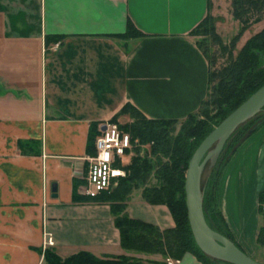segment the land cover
Here are the masks:
<instances>
[{
    "label": "crops",
    "instance_id": "1",
    "mask_svg": "<svg viewBox=\"0 0 264 264\" xmlns=\"http://www.w3.org/2000/svg\"><path fill=\"white\" fill-rule=\"evenodd\" d=\"M210 6L0 0V264H43L47 248L62 258L138 254L122 247L111 204L80 193L96 155L95 144L88 146L91 125L101 132L128 103L149 119L196 112L208 94L210 64L191 32ZM130 23L142 36H117ZM76 182L84 197L78 201ZM263 191L264 120L232 155L220 184L226 225L253 258ZM126 212L161 230L175 226L166 205L141 193L131 195ZM175 261L204 264L192 253Z\"/></svg>",
    "mask_w": 264,
    "mask_h": 264
},
{
    "label": "trees",
    "instance_id": "2",
    "mask_svg": "<svg viewBox=\"0 0 264 264\" xmlns=\"http://www.w3.org/2000/svg\"><path fill=\"white\" fill-rule=\"evenodd\" d=\"M231 5L234 18L241 24V31L262 20L264 0H231ZM196 34L203 36L204 39L213 38L224 51H233L241 33L232 38L230 46L224 44L216 31L213 18L208 14L191 32L192 36ZM128 35L142 36L131 23L127 32L117 36ZM197 44L208 59V48L200 40ZM213 80L217 82L212 84ZM263 85L264 28L253 34L239 52L229 58L228 64L220 72L217 74L209 72L207 97L202 101L199 109L190 113L185 119H149L128 103L111 120L119 123L123 130L130 132L133 141L135 139L143 142L152 141L151 153L145 156L136 154L124 166L126 176L121 178L118 185L111 191H104L95 198H86L111 204L115 225L120 231L121 245L124 249L144 254H161L164 257L163 260H151L146 263L133 256L98 257L88 251H80L62 258L53 248H47L43 254V264H169L166 262L167 258L179 260L186 253H192L204 264H233L212 260L197 245L188 218L185 174L191 157L203 139ZM123 114L129 115L131 121L121 124L118 117ZM263 120L264 114H261L234 132L214 164L209 185L204 190V213L208 224L234 242V237L220 209L222 175L239 145L258 128ZM180 122L181 127L177 130L176 124ZM97 128V124L91 125L89 148L95 144L100 133ZM153 178L156 182L152 183ZM78 186L79 182H76L74 192L76 201L84 198L78 194ZM136 188H142V197L146 202L166 205L175 221V226L161 230L152 223L131 217L121 201L126 200ZM259 211L260 226L257 232V244L260 251H263L264 191L259 196Z\"/></svg>",
    "mask_w": 264,
    "mask_h": 264
},
{
    "label": "water",
    "instance_id": "3",
    "mask_svg": "<svg viewBox=\"0 0 264 264\" xmlns=\"http://www.w3.org/2000/svg\"><path fill=\"white\" fill-rule=\"evenodd\" d=\"M264 108V85L224 118L200 143L189 161L185 179L188 218L194 239L208 256L233 264H264L244 252L234 241L214 230L203 210L201 175L206 162L214 165L236 128ZM105 129V126H103ZM216 145V149L212 147Z\"/></svg>",
    "mask_w": 264,
    "mask_h": 264
},
{
    "label": "rangeland",
    "instance_id": "4",
    "mask_svg": "<svg viewBox=\"0 0 264 264\" xmlns=\"http://www.w3.org/2000/svg\"><path fill=\"white\" fill-rule=\"evenodd\" d=\"M210 7H211L210 8V16L213 18L215 26H216V31L219 34V36L222 38L224 44L230 46V42H231L232 38L235 37L237 34L241 33L239 35V37L237 38V43H236V46L233 48V51H230V50L224 51L222 49L221 45L218 42L214 41L213 38H211V37H207V39H204V37L201 35L196 34L193 36L197 41L200 40L203 43V45L208 48V57H209L208 61L210 64V72L217 74L218 72H220L221 69H223L228 64L229 58L233 55H236L239 52V50L241 49V47L244 45V43L253 34L257 33L258 31H260L261 29L264 28V13L262 15L261 21L253 23L247 29H245L244 31H241V29H242L241 24L238 20H236L234 18L233 13H232L231 0H211V6ZM216 80H213L212 84L217 82ZM261 114H264V108L260 112H258L256 115H254L252 118H250L247 121H245L244 123L240 124L234 132H237V130L239 128H241L244 124H246L247 122H249L253 118L260 116ZM120 122H121V124H126L124 122V119H122ZM181 122L176 124L177 130L180 129ZM234 132L231 134V136L234 134ZM231 136L227 139V141L225 142V145L228 142V140L231 138ZM133 143H134L133 152H132V154H130L131 159L134 156H136V154L139 156L150 155L151 149L153 146L152 141L143 142L140 139H135L133 141ZM216 147L217 146L214 145L212 147V149H216ZM138 150H139V152H138ZM222 152H223V150H222ZM220 155H219V157H220ZM131 159H130V161H131ZM164 160H166V159H164ZM130 161H129L127 155L124 156V161H123L124 164H128ZM213 166L214 165L211 164L210 159H209L206 162L205 167L202 171L201 191H202L203 197H204V190L207 188V186L209 185V182H210V177H211V172H212ZM185 179H186V174H185ZM151 182L152 183L156 182L155 178H153ZM140 193L142 195V188L133 189V191L128 196V198L124 201H121V204L126 207L127 202L130 199L131 195L138 196V195H140ZM203 210H204V199H203ZM154 255H157V256L153 257ZM160 255L161 254H144V253L139 255V253H138V254L134 255L133 257H136V259H141L147 263L151 260H163L164 257L162 255H161L162 257H160ZM205 255H207V254H205ZM208 257L214 261H217V262L223 261V260H219L217 258H213L211 256H208ZM254 258L256 260L261 261V263H262V261L264 260V250L255 254ZM168 259L169 258L166 259L167 263H168ZM170 259H172V258H170ZM172 260L175 261L174 259H172Z\"/></svg>",
    "mask_w": 264,
    "mask_h": 264
},
{
    "label": "built area",
    "instance_id": "5",
    "mask_svg": "<svg viewBox=\"0 0 264 264\" xmlns=\"http://www.w3.org/2000/svg\"><path fill=\"white\" fill-rule=\"evenodd\" d=\"M96 155L91 161L89 175L80 193L95 198L104 191L115 188L120 179L126 176L124 156L132 154L134 143L128 131L123 130L117 122H108L95 141ZM46 246L54 244L51 236H47ZM176 261L168 259L169 264Z\"/></svg>",
    "mask_w": 264,
    "mask_h": 264
}]
</instances>
